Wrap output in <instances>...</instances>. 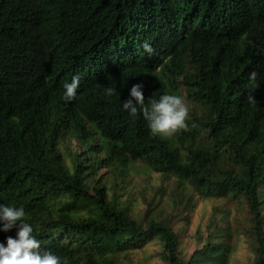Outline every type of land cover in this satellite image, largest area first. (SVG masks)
I'll return each instance as SVG.
<instances>
[{"label":"trees","instance_id":"1","mask_svg":"<svg viewBox=\"0 0 264 264\" xmlns=\"http://www.w3.org/2000/svg\"><path fill=\"white\" fill-rule=\"evenodd\" d=\"M162 74L188 86V129L170 138L123 109L136 84L146 103L170 94ZM134 162L161 174L155 194L174 181L173 208L233 199L250 222L244 264H264V0H0V205L23 207L42 250L68 264H231L228 208L187 257L156 195L140 213L120 195ZM18 226L0 222V243Z\"/></svg>","mask_w":264,"mask_h":264},{"label":"clouds","instance_id":"2","mask_svg":"<svg viewBox=\"0 0 264 264\" xmlns=\"http://www.w3.org/2000/svg\"><path fill=\"white\" fill-rule=\"evenodd\" d=\"M144 50L151 55L154 51L151 44L145 42ZM165 79L166 91L170 94H163L159 99L149 98L148 103L145 102L143 93V85H133L130 92V98L123 102V109L128 111L133 118L142 114L143 118L148 122L150 133L153 136H161L162 138H170L180 130L187 131L189 107L185 102L188 94V86L181 76L176 75H159ZM257 78L256 71L249 74V79L255 81ZM155 79V78H154ZM172 80V85L168 80ZM80 86V77L73 76L70 83L65 82L63 88V99L72 101L77 96V89ZM116 89L107 87L104 89V95L112 96ZM176 93V95H172ZM249 103H255V98L250 93L247 97ZM135 101V102H134ZM25 211L23 207H13L0 205V222H2V230L8 232L17 226L19 222L17 236L15 238L9 236L7 245L0 243V264H68V258L61 257L48 250H42L41 244L36 237L32 235L33 228L24 221Z\"/></svg>","mask_w":264,"mask_h":264},{"label":"rangeland","instance_id":"3","mask_svg":"<svg viewBox=\"0 0 264 264\" xmlns=\"http://www.w3.org/2000/svg\"><path fill=\"white\" fill-rule=\"evenodd\" d=\"M185 101L187 100L185 99ZM73 145L77 147L78 150H81L76 141H73ZM135 164L137 163H131L133 166L130 167L129 172L126 174V177L130 181L127 183L125 190L120 192L121 196L133 201V206L131 207L134 212L140 213L141 210L146 208L147 204L144 202L146 196L152 197L156 195L155 200L159 204L155 207V211L159 209V214L164 218H167L171 213L170 217L172 219V224L176 230H179L183 253L189 257L194 249L198 245H201L207 236L206 225L215 206L227 207L230 211L228 221L238 230L237 237L233 242V249L235 251L231 264L245 263L251 254L248 232L250 222L246 212L242 210L239 204L235 203L233 199H216L214 197L200 196L196 193L193 195L196 205L192 209L191 204L185 207L173 208L170 198L167 197L172 195H168L167 193L171 192L170 188L173 186L174 181H165V183H167L166 195L161 196L160 192L155 194L154 188L163 184L161 174L151 172L146 168H138L139 166ZM104 170L106 171L107 169ZM145 186L147 189H144ZM160 250V244L156 241L148 246L147 252L152 255V260L156 261L160 259ZM143 251L144 249H137L133 253V256H141Z\"/></svg>","mask_w":264,"mask_h":264}]
</instances>
